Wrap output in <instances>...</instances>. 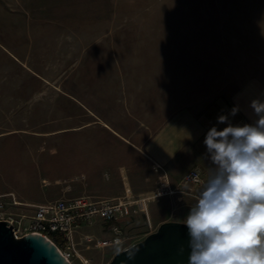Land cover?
<instances>
[{
	"label": "rangeland",
	"instance_id": "rangeland-1",
	"mask_svg": "<svg viewBox=\"0 0 264 264\" xmlns=\"http://www.w3.org/2000/svg\"><path fill=\"white\" fill-rule=\"evenodd\" d=\"M252 79L264 80V0H0V194L113 199L126 185L137 197L161 177L140 144ZM177 203L133 211L118 245L80 241L110 238L103 221L82 227L77 248L106 264L159 220L184 219Z\"/></svg>",
	"mask_w": 264,
	"mask_h": 264
},
{
	"label": "clouds",
	"instance_id": "clouds-1",
	"mask_svg": "<svg viewBox=\"0 0 264 264\" xmlns=\"http://www.w3.org/2000/svg\"><path fill=\"white\" fill-rule=\"evenodd\" d=\"M248 107L253 122H231L237 105L217 117L225 127L205 134L210 166L184 217L187 264H264V96Z\"/></svg>",
	"mask_w": 264,
	"mask_h": 264
},
{
	"label": "built area",
	"instance_id": "built-area-1",
	"mask_svg": "<svg viewBox=\"0 0 264 264\" xmlns=\"http://www.w3.org/2000/svg\"><path fill=\"white\" fill-rule=\"evenodd\" d=\"M205 179L202 171L194 167L182 177L179 186H171L168 182L160 183L151 193L134 197L131 194L108 199H91L88 196H76L67 199H56L38 204H22L13 193L0 194V220H6L11 225L12 234L20 238L27 233H36L49 239L61 254L73 264L79 259L88 264L78 248L77 231L86 226H92L97 221L107 224L112 235L108 239L94 238L83 235L81 242L95 247H107L121 243V232L118 222L128 217L133 211L143 213L148 219V204L162 197H174L178 202L184 197L196 200L198 190ZM189 188L185 190V185ZM20 206L32 209L29 214L19 210ZM136 207L137 210H133Z\"/></svg>",
	"mask_w": 264,
	"mask_h": 264
},
{
	"label": "crops",
	"instance_id": "crops-1",
	"mask_svg": "<svg viewBox=\"0 0 264 264\" xmlns=\"http://www.w3.org/2000/svg\"><path fill=\"white\" fill-rule=\"evenodd\" d=\"M54 16L56 15L54 14ZM51 24L55 26L54 22ZM38 32L44 34L49 32V34H53L56 30L52 28L48 30L43 29ZM256 96H264V80L262 79L249 80L241 86L229 101L221 99L215 100L199 113L182 109L165 120V122L154 131L153 134L148 136L140 144V151L149 160L152 168L156 170L161 177L153 189L138 192L139 195L151 193L164 181L168 182L171 186H179L183 175L194 167L199 168L202 171L203 176L206 178L210 161L206 158V149L203 140L207 130L214 125L217 126L218 130L225 127L224 124H217V117L220 114H227L232 107L237 105L239 106L240 111L236 116L230 117L231 122L233 124L253 122L255 116L248 107V102L251 98ZM198 190H196L197 193ZM132 192L133 191L130 187L124 185V195H133ZM19 202L24 205L42 203L37 202L30 196H26L24 201ZM195 202V199L186 196L183 201H180L177 204L182 212L183 210H189ZM182 215L184 216V214ZM168 220L184 222V219L166 218L159 220L158 223ZM78 233L79 231H77L76 234ZM81 237L82 236H80V241ZM79 252L84 258H86L85 255L82 254V251Z\"/></svg>",
	"mask_w": 264,
	"mask_h": 264
},
{
	"label": "water",
	"instance_id": "water-1",
	"mask_svg": "<svg viewBox=\"0 0 264 264\" xmlns=\"http://www.w3.org/2000/svg\"><path fill=\"white\" fill-rule=\"evenodd\" d=\"M188 239L183 221H163L143 239L116 251L106 264H187ZM0 264L70 262L45 236L33 232L15 238L11 225L0 220Z\"/></svg>",
	"mask_w": 264,
	"mask_h": 264
}]
</instances>
